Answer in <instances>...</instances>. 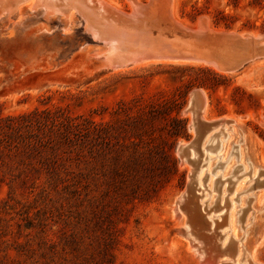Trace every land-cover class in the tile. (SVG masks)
Returning a JSON list of instances; mask_svg holds the SVG:
<instances>
[{
	"label": "rangeland",
	"instance_id": "1",
	"mask_svg": "<svg viewBox=\"0 0 264 264\" xmlns=\"http://www.w3.org/2000/svg\"><path fill=\"white\" fill-rule=\"evenodd\" d=\"M107 1L122 12L134 7L132 0ZM10 5L18 8L0 15V264H207L206 252L202 258L184 233L191 211L181 206L179 197L190 176L196 204L207 220L201 218L189 229H198L211 242V236H221V248L232 246L224 236L229 220L236 238L246 234L238 255H224L217 263L252 264L241 259V246L249 247L262 228L264 208H256L261 207L256 200L242 224L246 202L236 201V191L254 181L248 176L230 190L238 176L230 175L229 164L226 170L214 169L219 156L212 152L200 186L199 167L183 163L177 146L195 137L186 109L190 93L201 90L203 120L237 118L264 166V57L232 71L183 60L96 66L100 61L89 57L103 45L85 30L78 13L46 17L27 3L12 0ZM168 8L165 17L175 16L189 28L199 24L243 36L264 33V0H171ZM199 66L214 74L196 70ZM48 108L71 114L80 123L81 128L64 133L69 141L60 137L59 129L50 134V143L31 149L25 144H38L41 135L26 142L7 136L9 117ZM89 120L97 128L84 134ZM195 151L202 161L206 153L201 146ZM261 175L258 180L264 179ZM206 178L211 190L217 189L208 190ZM254 191L261 200L263 191ZM208 198L222 208L210 210ZM228 199H233L230 209ZM229 210L237 212L235 225ZM209 217L214 219L211 229ZM253 258L264 264V240Z\"/></svg>",
	"mask_w": 264,
	"mask_h": 264
},
{
	"label": "bare ground",
	"instance_id": "2",
	"mask_svg": "<svg viewBox=\"0 0 264 264\" xmlns=\"http://www.w3.org/2000/svg\"><path fill=\"white\" fill-rule=\"evenodd\" d=\"M11 1L12 0H0V15L6 14L9 16L16 8H18V6L15 7V6L10 5ZM22 3H27L28 8L31 10L42 9L46 17L59 14V15H63L66 18H69L73 13H78L84 21L85 30L92 36L93 39L101 42L103 45L102 48L96 51L93 50L94 51V52L92 51L93 53L90 52L91 55L89 58H95L100 61V63H98L99 65L97 64L96 66H101V67L106 66V67L117 68V67L129 65V64H137V65L147 64V63H141V62H148V61L156 62L159 60H142V61L140 60L148 59V58L163 59V57H168V56L166 53L165 54L161 53V50L167 49L169 48V46L174 47L171 45L172 43L169 41L168 38H165L161 36L160 34L154 35L152 33V28L156 26L157 23L153 19H147L150 17V15H146L143 11L144 8L151 5V2L141 4L140 2L132 0L134 7H133V11L131 14H127V13L120 11L118 8H116L113 4H111L107 0H16L17 5L22 4ZM172 7H174V5ZM121 14H124L127 17L135 21H138L139 24L136 26L137 29L135 30V29H130L127 27L120 26L118 24V20H119L118 16ZM172 20L178 24L180 23L175 16H172ZM199 28L201 30L207 29L206 26L204 25H200ZM235 34H238V33H235ZM238 35L241 37L234 38V40L238 41L239 43H241L242 47L246 48L248 46L247 43L250 42L249 38L246 37V35L245 36L240 35V34ZM254 37L258 38L259 35H255ZM257 46L258 47L261 46V48L260 47L259 48L264 50V41L256 42L255 47ZM87 55L88 53L86 54V56ZM183 61H190V62L202 61V62L212 64L216 67L220 66L216 61L198 57L196 54L192 56L191 58H189L188 60H183ZM160 62H168V61H160ZM189 107L190 106H188L187 108L188 110L186 109V111L190 113L191 120H192V111H189ZM199 110H200L199 111L200 118L205 120L206 119L205 103H204V106L201 107V109ZM229 117L231 119V116ZM229 117L227 115L223 116L221 117L220 122H218L217 124L209 126V127H203L199 135L195 136L192 141L185 142L184 144L182 143L178 144V147L182 145L184 149L181 152L180 149L177 148V153L180 155L183 163L187 162V163H191L199 167L198 169H195V170H197L196 180L200 186L204 178L203 166L207 164L206 162L209 161V159L212 158L210 154L212 152L218 153L217 155L219 156V164L218 162H216L214 169L222 168L226 170V167H230L229 165H231L233 169L231 168L232 171L230 175L233 174L235 176H238L234 184L232 182L233 186L230 190H233V191L237 190L236 188H237L238 183H242L243 180L246 181L248 176L250 177V180L254 181V185L252 184L253 186L245 187V185H243L241 186L242 187L241 191L240 190L236 191V193H238L236 197L237 199L236 201L239 203L240 202L242 203L243 201L246 202L244 206L246 207V209L244 210V214L242 218V223L244 224L245 221L249 218L247 214L249 210L253 208L252 205L255 204L254 206L255 207L257 206L255 202L256 200L257 202L260 203V206H261V207L257 206L256 208H260V209L264 208V179L258 180V178L262 176L261 174L264 175V171H261L262 167L264 166L258 164L256 156H255V148L253 144L245 135L244 133L245 130L243 131L239 127V125H237L239 120L237 121V118H232V120L228 122L227 119H229ZM224 119H226L227 122ZM189 127L191 128V130L193 129L191 122H190ZM212 130L214 131L211 132ZM198 146L199 147L201 146L203 152L206 153L204 157L202 158L203 159L202 161L198 160V157L196 154L197 152L195 151L197 150ZM233 175L231 176L232 178L235 177ZM247 182L249 183V180ZM206 183H207L206 188L208 190H211L212 188L211 183L209 184L207 178H206ZM215 188L213 187V189ZM255 189L263 191L262 192L263 198L261 200H258L256 192L254 191ZM248 191H252V192H250V194L246 193L247 196H245V198L243 199L240 198V195L242 193H245ZM181 195L179 197V200H180L179 202H182ZM196 198H197V195H194V197L192 196L187 197L188 202L191 204V209H190L191 216L189 215L190 217L189 220H190L191 225H193L197 221L200 222L201 218L202 219L205 218V220H207L206 215L202 214L201 212L202 209L200 208V206L196 204L197 202ZM228 200H229V203L227 207L230 209V207L232 208L231 201L233 202V199L232 200L228 199ZM206 202H208V204L210 205L209 207L210 210L215 208L214 204L211 205V203L213 202L211 199L209 198L206 199ZM219 208H222V207L219 205L217 206V208H215V210ZM253 213L254 211H252V214ZM236 214H237L236 211L233 212L229 210V214L227 215L229 217L230 215L234 217V223H233L234 225H235V218L237 216ZM227 216H225V219ZM211 217H209L210 221L206 222L208 224L207 228L209 229H211L210 226H212L213 220L216 218L217 219L219 218V216L217 215L214 216V219H211ZM262 224H263L262 228H260L259 230V227H258V230L255 232L251 245L249 247H247L246 245L241 246L243 248L241 259L244 260L245 258H248L252 264H258V263H254L252 259L254 260L253 253L257 245H260V243L264 240V222ZM226 225L228 229L226 230V234H224V236L226 235L225 236L226 240L228 241L232 240L234 244L232 245L233 250H232L231 244L228 246H224L223 248L219 247L221 236H219V239L217 240L215 239L217 237L216 235L211 236L213 240L211 242L209 240H206L207 236H205L202 232H199L198 229L191 231L188 225L187 226L185 225V232H184L185 236L188 238L189 243H191V245L196 246V250L200 253L202 258H204L202 253L206 252V255L208 256L206 259L207 264H218L217 263L218 259L223 257L224 255H229L231 258L234 257L233 253L235 252L238 255V250H239L238 243L240 242V240H242L245 237L246 232L244 231V234H242V236L240 235L241 238L238 239L236 238V233H233L232 229L230 228L232 223H229V220H227ZM223 226H225V224ZM259 231L260 232L262 231V232L259 233ZM192 235H194V237ZM196 239H199L197 244H195ZM203 242L206 245L205 248H202V246L200 245V243H203ZM221 262L222 264H231V263H227L225 259L221 260ZM238 262H240L239 259H238ZM241 263L242 262H240L239 264Z\"/></svg>",
	"mask_w": 264,
	"mask_h": 264
},
{
	"label": "water",
	"instance_id": "3",
	"mask_svg": "<svg viewBox=\"0 0 264 264\" xmlns=\"http://www.w3.org/2000/svg\"><path fill=\"white\" fill-rule=\"evenodd\" d=\"M151 2V5L144 8L143 11L146 15H150L147 19H153L156 21L157 25L152 28V33L154 35L160 34L161 36L168 38L172 43L167 49H162L161 53L167 54L168 57H163V59H141L142 60H159V61H179V60H188L195 54L198 57L216 61L220 66L216 67L212 64L202 62L214 66L215 68L232 71L236 70L244 64L252 61L257 57H264V50L260 49L261 46H257L256 42L264 41V33L259 34L258 38H255L252 35L247 34L246 37L249 38L246 48L242 47L241 43L234 40V38L241 37L234 32H221L215 30H201L199 24L195 28H189L174 22L171 18L165 17L166 10L171 4V0H148V3ZM133 8L131 6L130 11L124 12L131 14ZM163 11V12H161ZM164 13V14H163ZM118 24L123 27L130 29H137L136 26L139 24L138 21H135L124 14L118 16ZM146 19V20H147ZM148 22V21H147ZM247 40V39H246ZM223 56L234 57V61L227 60ZM190 103V104H189ZM205 98L201 90H193L190 93L189 101L187 106L189 111H192V120L191 125L193 126L195 136L199 135L203 127H209L220 122V119L214 121H204L199 116V109L204 106ZM193 109V110H192ZM178 149L182 152L184 147L180 145L177 146ZM196 195L194 193V187L192 186V176L189 177V182L186 186V189L182 193V202L181 206H185L189 210L191 209V204L188 202L187 197ZM189 205V206H188ZM191 211V210H190ZM190 218V217H189ZM186 222V225L192 226L190 220Z\"/></svg>",
	"mask_w": 264,
	"mask_h": 264
},
{
	"label": "trees",
	"instance_id": "4",
	"mask_svg": "<svg viewBox=\"0 0 264 264\" xmlns=\"http://www.w3.org/2000/svg\"><path fill=\"white\" fill-rule=\"evenodd\" d=\"M214 25L217 27L218 22L215 21ZM225 28H229V25H225ZM196 70H199L201 72H207V73H213L211 70L205 68V67H198L195 68ZM214 74V73H213ZM12 121V123L9 126V129L11 128L10 133H7V136H9L10 139H14L15 137H20L22 142H26L24 140H27V138L30 136H34L36 134L41 135L39 140H36L35 143L32 145V142L25 144L27 148L30 147L33 148L34 146H42L45 144V141L51 142L50 134L56 133V131L59 129L58 134L61 138L64 140L69 141L68 137H66L67 133L72 131L76 128H81L80 123L74 121V117L71 114L62 112L60 109L58 110H51V109H36L33 112H30L28 114H22L18 116H12L8 118ZM182 128H184V121H182ZM88 125H85L83 128L84 134L93 132L95 128H97V124H95L92 120L87 121ZM25 130H22V129ZM35 129V131H33ZM61 129V130H60ZM22 130V132H20ZM33 131V132H31ZM29 132H31L29 134ZM80 132V131H79ZM66 133V135L64 134ZM15 136V137H13ZM48 136V137H46ZM34 140V139H33ZM53 151V149H52ZM35 167V166H32Z\"/></svg>",
	"mask_w": 264,
	"mask_h": 264
},
{
	"label": "flooded vegetation",
	"instance_id": "5",
	"mask_svg": "<svg viewBox=\"0 0 264 264\" xmlns=\"http://www.w3.org/2000/svg\"><path fill=\"white\" fill-rule=\"evenodd\" d=\"M241 221H242V218H241ZM243 224V223H242Z\"/></svg>",
	"mask_w": 264,
	"mask_h": 264
}]
</instances>
